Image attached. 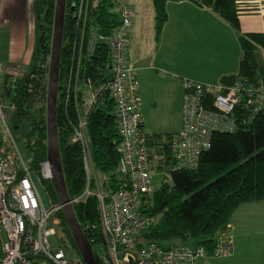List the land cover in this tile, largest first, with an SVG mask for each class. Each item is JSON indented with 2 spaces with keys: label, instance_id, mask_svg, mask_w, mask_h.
<instances>
[{
  "label": "trees",
  "instance_id": "obj_1",
  "mask_svg": "<svg viewBox=\"0 0 264 264\" xmlns=\"http://www.w3.org/2000/svg\"><path fill=\"white\" fill-rule=\"evenodd\" d=\"M55 1H32L33 52L16 81L5 71L2 79L4 88L14 87V122L22 123L25 118L31 122L26 143L32 151L33 165L47 157L46 88ZM79 1L67 0L57 99L61 162L70 198L79 195L86 184L82 148L73 139V126L78 119L76 106L87 118L86 130L94 166L112 181L118 178L117 145L120 141L114 99L105 88L111 77L108 36L119 19L118 1L89 0L85 23L71 11ZM168 1L152 0L158 32L168 18ZM189 1L211 8L237 31L240 43L238 70L223 75L220 81L227 85L241 81L264 90V33L242 32L239 20L241 14L255 13L256 6L243 3V0ZM79 55V90L75 99L73 88L68 92V83L70 70L75 79ZM87 91L95 94L90 105L84 104ZM232 116L237 123L236 129L215 132L210 148L202 153L195 169L174 167L169 143L171 133H147L151 171L165 174L166 179L144 197L141 209L152 219L143 231V238L166 245L192 242L211 251L215 230L229 222L241 204L264 200V104L259 111L253 112L250 106L241 102L234 108ZM32 135H35L33 140ZM48 189L58 199L51 183ZM73 207L80 224L98 225L96 196L90 195ZM54 225L63 241H69L79 253L62 210L54 215Z\"/></svg>",
  "mask_w": 264,
  "mask_h": 264
},
{
  "label": "built area",
  "instance_id": "obj_2",
  "mask_svg": "<svg viewBox=\"0 0 264 264\" xmlns=\"http://www.w3.org/2000/svg\"><path fill=\"white\" fill-rule=\"evenodd\" d=\"M242 2L250 4L251 0ZM88 3L89 0H80L78 5L71 7L73 14L84 23ZM118 14V22L108 36L111 77L105 84L114 99L120 135L116 181L96 170L86 130L87 118L75 101L78 119L73 126V139L82 148L86 184L69 203L74 206L90 195L97 197L98 225L80 224L95 261L97 264H202L207 256H229L234 252L229 222L215 230L211 251L195 244L166 245L143 238V231L152 218L141 206L144 197L154 189L139 80L129 62L135 12L130 5L122 3L118 6ZM77 63L75 79L70 70L68 83V92L73 88L75 99L79 90L80 55ZM21 68L9 65L5 72L16 81ZM183 88L182 127L169 138L176 169H195L202 153L210 148L215 132L236 129L232 113L241 102L250 106L253 112L259 111L264 104V90L241 81L227 85L221 81L208 83L184 78ZM11 90L12 87L4 88L7 99ZM94 99L95 94L87 91L84 104L90 105ZM10 106L13 109L14 104ZM3 129L8 137L3 135ZM34 173L40 181L48 183L52 179L47 157L32 166L24 160L8 125L0 93V264H70L63 247L53 248L49 241L56 235L54 215L62 210L63 204L59 200L45 204Z\"/></svg>",
  "mask_w": 264,
  "mask_h": 264
},
{
  "label": "crops",
  "instance_id": "obj_3",
  "mask_svg": "<svg viewBox=\"0 0 264 264\" xmlns=\"http://www.w3.org/2000/svg\"><path fill=\"white\" fill-rule=\"evenodd\" d=\"M117 1L118 6L128 4L135 12L129 62L139 80L144 130L176 132L182 127L184 78L215 83L223 75L237 72L240 59L237 31L209 7L197 6L189 0H170L166 4L168 18L158 32L152 0ZM31 3L32 0H0V10L4 11L0 23L13 19L15 25L18 18L19 25L28 27L27 35L24 32L22 36L26 48L16 46L7 51L3 74L9 65L21 68L33 52ZM251 3L257 11L239 16L240 29L264 33V0ZM155 116L158 125L151 128L147 121ZM229 223L234 252L226 257L207 256L202 264H264V200L241 204Z\"/></svg>",
  "mask_w": 264,
  "mask_h": 264
},
{
  "label": "water",
  "instance_id": "obj_4",
  "mask_svg": "<svg viewBox=\"0 0 264 264\" xmlns=\"http://www.w3.org/2000/svg\"><path fill=\"white\" fill-rule=\"evenodd\" d=\"M66 5L67 0L55 1L49 72L46 88L47 159L52 170L51 183L57 194L58 200L63 204L62 212L82 259L85 264H97L90 245L88 244L76 217L74 207L69 203L70 196L62 167L58 138L57 99Z\"/></svg>",
  "mask_w": 264,
  "mask_h": 264
},
{
  "label": "rangeland",
  "instance_id": "obj_5",
  "mask_svg": "<svg viewBox=\"0 0 264 264\" xmlns=\"http://www.w3.org/2000/svg\"><path fill=\"white\" fill-rule=\"evenodd\" d=\"M3 13H4V11L0 10V22H1V19L4 18ZM30 14L32 16L33 23H34V12H33L32 3H31ZM32 30H33V34H34V43H35V27ZM24 32H25L24 35H27V33H28L27 24L19 25V19L18 18L16 19L15 25H14L13 19L8 20V21L5 19L4 23H0V93H1L2 104L4 105V109H5L6 114H7V122H8L10 129H11L14 140H15L24 160L26 161V163L29 166H32L33 165L32 151L26 143V141H27L26 135L31 130V122L29 119H26V118L22 123H15L14 122V120H13V109L10 106V104L13 103V97L15 94L14 87H12L11 95L7 99V97L4 96V85H3V80H2L3 79L2 70L4 67L5 61H6L5 54H7V51L8 50L12 51V49L16 46L17 47L19 46L20 48H23V49L26 48V44H27V43H25L26 40H24L22 38V36H24L23 35ZM4 39H5V41H4ZM13 86H14V84H13ZM141 112L145 118V113L142 109H141ZM147 123L149 124V127H151V128L155 127L156 128L158 125L157 124L158 123L157 116H155L153 119H150L149 122L147 121ZM148 124L145 125V128H148ZM3 135L5 137L9 136L5 129H3ZM31 138H32L31 140H33L35 138V135H32ZM34 175L36 177L37 184H38L41 196H42L45 204L50 205L51 200L58 201V199H56L55 197H53L51 195V193L48 189L47 185L51 181H48V183H46L43 180L40 181L37 179V176L35 173H34ZM151 178H152L151 179V186L153 189H156L159 186V184L162 182V180L166 179L165 174L155 173V172H152ZM55 229H56V227H55ZM49 241H50V244L53 248L62 246L63 249L66 251L67 257L71 263H73V264H85L83 259H82L80 252L78 253L77 251H75V249L72 248L69 241H63V239L61 238V236L59 235V233L57 231H56V235H53L49 238ZM187 244L193 245L192 242H187Z\"/></svg>",
  "mask_w": 264,
  "mask_h": 264
}]
</instances>
